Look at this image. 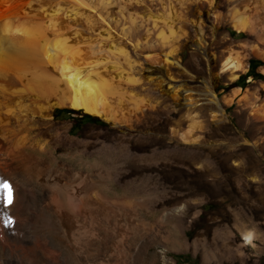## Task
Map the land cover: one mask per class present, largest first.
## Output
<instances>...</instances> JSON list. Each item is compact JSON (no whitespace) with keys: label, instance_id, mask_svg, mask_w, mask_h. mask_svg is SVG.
Returning a JSON list of instances; mask_svg holds the SVG:
<instances>
[{"label":"bare ground","instance_id":"obj_1","mask_svg":"<svg viewBox=\"0 0 264 264\" xmlns=\"http://www.w3.org/2000/svg\"><path fill=\"white\" fill-rule=\"evenodd\" d=\"M47 2L48 0H0V232L2 234L0 264H155V255L160 256L165 263L166 251L158 250L156 245L160 234L159 229L156 230L154 227L155 213L154 216L150 215L153 223L138 221L135 219L136 209L133 210L131 206L136 200L114 199L103 194V190L101 193V186L105 183L106 177L111 175L110 171L105 170L103 173L91 165L79 167L75 171L68 163L62 162L61 165L55 154L59 147H68L72 151L77 150L82 155H88L95 142L102 141L105 145H112L122 150L126 158H140L146 155L149 159L155 158L158 152L151 147L150 139H142L123 130L124 128L133 130L142 119L143 113L139 107L143 99L139 101L128 93L124 97L126 91L123 95L122 86L121 90L113 85L119 80L137 83L141 79L142 71L138 73L140 77L135 78L134 73L130 74L131 70L128 71L130 62H127L125 71H119L115 61V63L107 61L110 58L109 54L123 55L124 46L119 47L116 44L114 47V43L113 48L107 46L106 49L109 47L107 58L102 52L104 49L100 50V48L98 52L93 50L95 41L83 40L85 38L79 40L80 36L77 33L79 29L77 28L75 32V27H72V31L70 30L66 18L58 14L57 4L53 5L54 10L50 11L47 19L45 18L47 25L45 31L40 34L41 31L37 33L31 30L27 26L34 19L30 12L39 7L43 9ZM59 2L68 3L74 8L85 7L89 9L88 14H96L90 11L92 10L90 4L87 5L85 0ZM152 4L153 0H145L146 7ZM219 4L218 0H180L179 3L175 2L173 7L170 5L167 12L180 21L190 23L196 30L197 38L193 41V45L203 57L207 67V76L201 80L203 84L201 94L205 103L210 106L211 119L224 121L222 102L225 103L227 100L221 102L215 94L212 68L208 66L211 60H215L207 53L209 47L206 49L207 43L203 37L204 25L208 26L211 37L215 38H212L213 40H216L215 34L219 26L228 24L227 26L237 33H244L262 44L264 43V0H245L241 4L242 11L231 14V17L224 21H220L217 16ZM156 7L158 9V6ZM204 9L206 16L202 15ZM160 10L165 11L161 5ZM48 11L45 14H48ZM137 11L136 13L139 12ZM192 13L195 15L193 16ZM98 18L99 15L96 21ZM76 21L78 23V20ZM105 22L97 21L93 25L99 29L97 31H100ZM116 22L112 23L113 27L117 26ZM108 25L110 26L107 24L104 27L110 32L111 28ZM116 34L118 36V32ZM110 35L115 34L111 32ZM102 41L104 44L106 40L102 39ZM38 43L42 44L39 45L41 47ZM99 45H96V48H99ZM179 51L173 47L171 51L162 54V59L152 60V65L148 64L146 68L149 74H156L153 76L157 77L148 75L144 76V80L154 88L168 86L171 78L167 66L171 61L179 65L176 60ZM123 56L125 57V54ZM148 56L151 57V55L145 57L149 58ZM246 57H252L264 64V49L254 45L244 55L227 56L220 65L217 77L228 84H235L240 75L248 70ZM258 72L264 76V66H261ZM248 83L249 87L243 91V95L238 100L243 107L242 121H239V124L249 136L256 138L259 135L261 146L258 155L253 153L258 147L257 143L253 142L250 145L252 149L243 148L229 153H220L217 150L204 153L193 150L188 154V162L194 165L202 161L205 164L198 178L208 180L207 193L211 198H217L214 201L215 205L224 206L229 213L234 211L232 217L235 221V229L243 238V246L253 248L255 235L253 231L247 230V226H258L264 230V169L260 166L261 160L264 161V114H261L260 109L264 105L262 103L264 100L261 99L264 95V82L254 83L250 78ZM165 90L176 93V89L171 86ZM238 92L235 91L234 95ZM119 97H124L126 104ZM174 98L176 99L175 96ZM126 106L129 111L126 110ZM56 109L80 111L108 124L114 131L85 129L78 136H71L69 124L54 122L53 113ZM198 123L194 121L190 124V129H187L190 131L182 140L187 142L192 140L191 143L185 142L190 143V146L201 148L198 141L204 137L198 140L199 136H192L194 133L191 135L195 128L201 130L202 126L199 127ZM209 134L214 135V131H209ZM162 153L165 155L164 162L150 163L148 173L156 186H160L161 181L160 184L164 183L168 191L174 179L170 144L163 148ZM129 167L132 169V165L127 168ZM127 176L130 174L128 173ZM223 180L229 182V187L221 185ZM252 183H256L257 187L251 189ZM5 184L8 185L7 188L3 187ZM201 184L196 183L193 188L200 189ZM250 194L253 197L256 195L258 200L262 201L261 207L256 206ZM9 197L11 203L8 202ZM138 201L141 203L140 200ZM138 201L136 204L140 206ZM231 207L234 208L233 211L230 210ZM159 208L162 213L160 224L166 229L165 235L161 238L168 242L173 232V213L176 208L166 203ZM183 208L184 206H179L178 212L183 211ZM259 220L261 223H258ZM142 232L149 238L144 245L140 243ZM226 237L229 242L222 243V249L217 251L219 255L230 251L228 246L232 238L227 235Z\"/></svg>","mask_w":264,"mask_h":264},{"label":"rangeland","instance_id":"obj_2","mask_svg":"<svg viewBox=\"0 0 264 264\" xmlns=\"http://www.w3.org/2000/svg\"><path fill=\"white\" fill-rule=\"evenodd\" d=\"M59 1L60 0H48L47 5L43 6L44 10L41 7L36 8L35 10L32 9L30 15L32 14L34 19L30 21L27 26L34 32L37 31V33H39L41 31L40 34H42L47 27L46 19L49 17L50 11L54 10L53 5L57 4L56 10H59L58 14H60V17L63 16V18H66L67 25L70 27V30L72 31V27H75V32L79 29L77 31L80 36H78L79 40L80 38H85L83 40L95 41V43H93V45L95 44V48H93V50L98 52L100 48V50L104 49L102 52L107 56V54H109V47L113 48V43L114 47H116V44L119 47L124 46L123 51L125 52V57L123 56V53L121 56H111V54H109L110 58H108V55L107 61H115L116 65H118L119 71H125V67H127L128 63H132H129L128 71L131 70L130 74L134 73L133 75H135V78L140 77L138 73L142 71L141 79L139 82L134 84L128 81L126 82L125 80H119L116 81L115 84L113 83V85L119 89H121L122 86L123 95L126 91V95H124V97H126L128 93L129 96L132 95L131 97L137 98L139 101H141L140 99H143L141 101V107H139V110L143 113V117L133 130H129L127 128H124L123 130L126 133L130 132L133 135L140 136L142 139H150L152 141L151 147L158 152L157 156L153 159H149L147 155L140 158H126L125 154L119 148H115L112 145H105L102 141H97L95 142L91 153L88 155H82L79 151H72L68 147H59L61 149L58 148L55 154L57 159L61 162V165L64 162L68 163L75 171L79 167L90 165L96 167L97 170H100L103 173H105V170L106 172L107 170L110 171L111 175L106 177L105 183L101 186V193L103 190V194L110 198L132 199L136 200V203L140 200L141 203L138 201L140 206L136 203H134L135 206L134 204L131 205L133 210L136 209L135 219L138 221L140 220L145 223H153L151 216L155 215L156 221L154 223V227L156 230L159 229L158 232L160 234L156 240V245L158 246V250L166 251L165 253L167 259L164 263L160 256L155 255V264H264V230H261L258 226H247V230L254 232V247H244L242 242L243 238L235 229V221L232 217L234 208L231 207L230 210L233 212L229 213L224 206L215 205L214 201L217 200V198L213 199L209 196L210 194L207 193V186L209 184V182H207L208 180L198 178L199 172L205 168V164H203L202 161H198V163L194 165L188 162V154L193 150H199L204 153L209 150H217L220 153H229L232 152V150L235 151L243 148L252 149L250 145L255 142L258 147L253 153L257 156L258 152H260L259 147L261 146V140L258 138L259 135L256 138L249 136L245 131H243L244 129L239 124V121H242L241 117L243 116V107L238 103V100L243 95V91L249 87L250 84L248 83V80L250 78L253 79L254 83L261 81L264 82V76L258 72L259 68L264 66V64L252 57H246L245 61L248 63V70L246 73L240 75L235 84L226 83L225 80L219 79L217 74L221 63L227 56L230 55L232 57H236L237 55H244L248 53L250 48L254 45L264 49V43H258L253 38L247 37L244 33H237L228 27V24H221L219 26L215 34L216 40H213L212 38L214 37H211L208 26L204 25L203 37L207 43L206 49L209 47L207 49V53L215 60H211L208 63L209 68H212L215 94L221 102L224 99L227 100L225 103L222 102L225 120H212L209 108L210 106L205 103L201 94L203 90L201 80L207 76V67L203 57L196 51V47L193 45V41L197 38L196 30L190 23L180 21L167 12L170 5L173 7L175 2L179 3L180 0H153V4L147 7L145 6V0H85L87 5L90 4L92 9L90 11L93 13L96 12L94 15L87 13L89 11L88 8H74V6L72 7L68 3L63 4ZM82 1L84 2V0ZM244 1L245 0H218V2H220L217 15L219 20H227L231 17V14L241 12V4H243ZM160 5L161 7H164L165 11L160 10ZM156 6H158V9ZM76 8L77 10H75ZM66 9L67 12H65ZM157 10H159V12H156ZM47 11L48 14H45ZM136 11L138 13H136ZM97 14L101 19L100 20L98 18L97 21H101L102 23L104 21L107 22L101 26V32L97 31L99 29H96L95 25H93L97 22ZM67 15L68 17H66ZM192 15L194 16L195 14L192 13ZM202 15L206 16L205 9L202 11ZM78 17L81 18L78 19ZM83 17L85 19H82ZM76 20H78V23ZM116 20L118 21L116 22ZM114 22L117 23L116 27H113L114 24L112 25ZM157 22L160 23L158 24ZM107 24H110L108 27H110L112 31L111 29L110 32L106 30L104 26ZM91 29L92 31H90ZM111 32L116 36L110 35ZM117 32L120 39L116 34ZM85 35L88 36L85 37ZM114 37H116V39ZM121 38L124 39H122L123 44H119L122 43ZM102 39L104 41L106 40L104 44ZM98 40L99 42H97ZM113 40L114 42H111ZM100 41H102V43H100ZM40 44L41 43H38V46ZM96 45H99L100 47L96 48ZM107 46H109L108 49H106ZM168 46L169 48H167ZM173 47L180 50L179 54L176 56V60H178L179 65H176L174 61L173 63L171 61L167 66V68L169 67L167 69L168 75L171 78V80L169 78L170 83L167 88H169V86L174 87L176 89V93L174 94L171 90H165L163 86L160 87V89L154 88L144 80V76L148 75H152L151 77H157L153 76L156 74H149V70H147L146 66L148 64L152 65V60L162 59V54L171 51ZM147 55H151V57H145ZM172 55H174V53H172ZM121 81L124 82L122 83ZM136 84L141 85L135 86ZM184 90H187V92H184ZM235 91H239L238 94L234 95ZM124 97H119V99L126 104ZM261 99L264 100V95L261 96ZM262 103H264V101H262ZM127 107L128 106H126V108ZM261 107V114H264V105ZM126 110L129 111L128 108ZM53 118L55 123L69 124L71 127V136H78L85 129H104L105 131H114L108 124H105L86 114H82L80 111L75 112L68 109H56L53 113ZM191 121H196L197 123L199 122V127L202 126L201 130H199L200 128H195L196 130H192L193 132L191 133V135L194 133L192 136H199L198 140L201 137H204V139L201 138V140L198 141V143L201 144V148L190 146L189 144L192 140L188 141L190 142L189 144H187V140H185L187 143L184 139L182 140V138L190 131L187 129H190L189 126L193 123ZM209 131H214V135H210ZM182 132L186 133L183 134ZM245 141L248 143H245ZM167 144H170L172 148V163L174 167V179L171 183L172 185L170 184L168 191V188L163 185L164 183L160 184L161 181L159 182L160 186H156L148 173L150 163L156 162L155 164H162L164 162L165 155L162 153V150ZM242 144H244V146ZM130 165H132V169L131 167L127 168ZM260 166L264 169V161L261 160ZM127 170L128 172H125ZM128 173L130 176H127ZM120 180L122 182H120ZM193 183H202V188L194 189ZM228 184V181H221V185H224L223 187H229ZM251 187V189L256 188V183H252ZM169 192L170 194H168ZM251 198H253L257 207L262 206V201L258 200L256 195H254V197L251 196ZM164 203L176 208L173 213V232L170 238L171 241L169 239L168 242L163 241L161 238L165 235L166 229L165 227L163 228V224H160V216L162 213L161 210H158ZM179 206H184L183 211L178 212ZM153 213L155 214L153 215ZM258 223H261V221L259 220ZM142 233L140 243L144 245L149 238L146 233ZM226 235L232 238V241H230L228 246L230 251L229 253L222 252V254L219 255L217 251L222 249L221 245L226 244L227 241L229 242ZM0 238H2L1 232ZM214 240L215 242H213Z\"/></svg>","mask_w":264,"mask_h":264},{"label":"snow or ice","instance_id":"obj_3","mask_svg":"<svg viewBox=\"0 0 264 264\" xmlns=\"http://www.w3.org/2000/svg\"><path fill=\"white\" fill-rule=\"evenodd\" d=\"M3 187L7 188V187H8V185H7V184H5V185H3ZM8 202H9V203H11V198H10V197H9V200H8Z\"/></svg>","mask_w":264,"mask_h":264},{"label":"water","instance_id":"obj_4","mask_svg":"<svg viewBox=\"0 0 264 264\" xmlns=\"http://www.w3.org/2000/svg\"><path fill=\"white\" fill-rule=\"evenodd\" d=\"M166 88H167V86L165 85V86H164V89H166Z\"/></svg>","mask_w":264,"mask_h":264}]
</instances>
